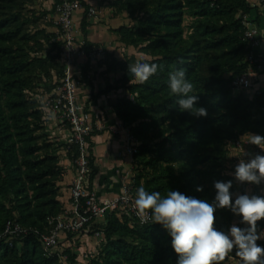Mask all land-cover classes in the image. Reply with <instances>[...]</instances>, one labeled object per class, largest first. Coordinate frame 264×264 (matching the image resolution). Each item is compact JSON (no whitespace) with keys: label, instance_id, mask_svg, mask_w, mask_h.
<instances>
[{"label":"trees","instance_id":"trees-1","mask_svg":"<svg viewBox=\"0 0 264 264\" xmlns=\"http://www.w3.org/2000/svg\"><path fill=\"white\" fill-rule=\"evenodd\" d=\"M33 2L0 0V234L12 220L21 227L47 233L53 226L49 219L63 211L57 184L62 168L43 134L41 106L30 95L41 78V95L49 94L62 78L64 67L60 44L52 41L54 33H31L28 28L37 20L34 11L27 8ZM120 8L131 17L136 13L143 17L136 28H117L114 32L119 41L125 46L143 44L142 52L150 59L119 61L105 53L107 70H120L121 76L98 94L117 88L127 92L118 99L114 113L138 141L133 161L140 168L131 183L135 198L137 189L144 187L162 196L178 191L211 202L216 193L214 181L228 180L232 181L233 194L235 181L227 142L247 133L264 135V93L249 97L232 87L233 79L248 68L244 59L250 47L243 38L242 22L251 9L248 1L122 0ZM186 15L191 18L187 33L183 26ZM87 24L83 17L82 34ZM42 42L49 46L45 53ZM138 62L160 66L144 84L137 83L128 70ZM179 69L194 84L197 106L207 110L206 116L190 115L175 104L169 75ZM51 72L56 80L46 84L44 79L50 78ZM81 76L86 81V67ZM71 147L73 160L78 151L76 145ZM89 164L88 188L92 190L97 167L90 150ZM197 186L203 190L196 191ZM214 215L217 230L227 232L234 224V214L228 209H217ZM260 223L264 224V218ZM100 230L103 240L91 264H177L172 238L159 223L140 224L111 211ZM64 253L68 264L77 258L69 249ZM233 255L237 261L241 259L235 248ZM0 264L62 263L47 255L37 236L29 234L12 245L0 239Z\"/></svg>","mask_w":264,"mask_h":264},{"label":"built area","instance_id":"built-area-1","mask_svg":"<svg viewBox=\"0 0 264 264\" xmlns=\"http://www.w3.org/2000/svg\"><path fill=\"white\" fill-rule=\"evenodd\" d=\"M82 8L80 0H56L53 6V26L55 28L52 41L60 44L61 63L64 67L63 76L59 79L54 89L46 94L41 101V110L48 116L53 117L61 124L67 126L70 131L69 142L76 145L77 157L74 161L75 174L69 186V205L61 214L49 219L52 228L47 232H40L33 228L21 227L15 220L6 223L0 239H5L9 245L17 238H22L29 234H34L40 241L44 251L49 256H56L62 264L67 263L65 249H71L75 241L82 236H88L89 232L100 235L101 227L106 223V218L111 211H116L120 216H127L138 223L139 217L136 215L134 200L135 194L130 183L122 186L118 195L100 199L96 193L89 190V175L91 172L89 164V147L87 138L90 136L93 123L91 115L79 102L78 92L81 85V72L74 69L77 57L88 60L105 59V50L100 46H92L85 50L82 43L76 38L74 14ZM88 15L95 14V9L90 7ZM244 32L243 38L248 42L250 50L247 52L244 61L248 64L247 71L237 76L232 81L235 92L247 91L253 86L254 74L264 67V56L254 53L253 49L258 44V30L254 25L249 24L246 16H243ZM260 92L256 91L255 95ZM264 115V105L261 108ZM247 133L227 142L230 149H241L251 146L245 141L249 138ZM259 135V134H256ZM264 137V135H260ZM264 147V145H262ZM257 154L264 155V149L255 145ZM138 150V141L126 130V139L123 152L133 158ZM258 187V196L264 197V182ZM241 217L236 216L234 224L237 227H245L240 223ZM258 233L264 231V224L257 221ZM98 228V229H97ZM100 228V229H99ZM95 230V231H94ZM256 243L264 247V239H259ZM226 264H236L237 260L233 251L225 258Z\"/></svg>","mask_w":264,"mask_h":264},{"label":"clouds","instance_id":"clouds-1","mask_svg":"<svg viewBox=\"0 0 264 264\" xmlns=\"http://www.w3.org/2000/svg\"><path fill=\"white\" fill-rule=\"evenodd\" d=\"M160 66L155 63H136L129 66V72L139 84L146 83L158 72ZM171 95L177 97L175 104L180 111L202 117L207 110L197 106L199 97L195 94L194 84L186 78L183 69L169 75ZM245 141L257 146L264 145V137L249 134ZM235 179L243 184L248 182L260 185L264 182V155H255L245 162L243 159L235 166ZM228 181H214L215 197L211 202L185 196L178 191L147 192L144 187L136 191L134 206L136 215L142 224L159 223L171 236V245L177 254V264H220L235 248L242 264H264V247L256 241L264 239V231L258 233L257 221L264 218V197L258 195L237 194L232 200ZM201 186L196 191H202ZM217 209H228L241 217L240 223L233 224L227 232L215 227Z\"/></svg>","mask_w":264,"mask_h":264},{"label":"crops","instance_id":"crops-1","mask_svg":"<svg viewBox=\"0 0 264 264\" xmlns=\"http://www.w3.org/2000/svg\"><path fill=\"white\" fill-rule=\"evenodd\" d=\"M250 11L245 14L249 24L254 25L257 30L258 44L253 49L254 53L264 56V0H247ZM48 11H53L54 0H46ZM83 3L82 8L74 14V24L76 38L82 43L83 47L100 46L116 60H122V52L125 51L114 29L119 25V19L112 17L109 10H101L100 14L88 15V8H97V0H80ZM49 16L54 15L52 12ZM110 18H109V17ZM85 17L87 21L85 34L81 32V20ZM49 31L54 33L55 28L52 26ZM86 67V81H81L78 92L79 102L84 106V109L91 115L93 129L95 131L88 138V147L94 160V165L97 167V173L92 180V191L96 193L98 198L103 199L118 195L124 184L130 181L132 176L131 171L134 168L133 158L128 157L123 152V146L126 139V130L122 122L114 113V106L119 98L127 95L123 88H117L109 91L106 94L99 95L98 93L106 86L116 84V81L121 76L120 70H107V65L101 60H88L77 57L75 60L74 69L81 72L82 68ZM253 86L245 93L252 97L255 92L264 93V67L257 71L253 77ZM43 112V111H42ZM43 134L53 135L52 142L70 143V131L67 126L61 124L56 119L48 116L43 112ZM91 132V133H92ZM49 135V137H50ZM59 154V165L62 168L61 178L58 181L59 186V201L65 209L69 205V186L74 177V164H70L67 156L63 153ZM257 155L255 145L247 146L241 149H231L230 166L235 171V166L241 159L245 162ZM234 179V178H233ZM235 188L253 195V191L257 186L244 182L239 183L236 179ZM130 183V182H129ZM234 214V217L236 219ZM88 236H82L81 240H86ZM98 239V238H97ZM78 259V258H76Z\"/></svg>","mask_w":264,"mask_h":264},{"label":"rangeland","instance_id":"rangeland-1","mask_svg":"<svg viewBox=\"0 0 264 264\" xmlns=\"http://www.w3.org/2000/svg\"><path fill=\"white\" fill-rule=\"evenodd\" d=\"M46 0H34L33 4H31L30 6H28V10H33L34 11V16L37 17V20L35 22L34 25H30L28 28L30 29L31 33L34 32H43L44 34H51L52 32L49 31V28L52 26L53 22H52V15L49 16L48 14L50 12L53 11H48L47 9H45L46 5ZM120 2H122V0H97V8L95 9L96 14L99 15L101 10H109V12H111L112 17H116L119 19L118 21V27H128V28H136L138 26V22L139 19L143 17L142 13H136L133 17L130 16L129 12L126 10H122L120 8ZM88 11V8H87ZM94 14V15H96ZM27 16L31 17V14L28 13ZM109 17V16H108ZM110 18V17H109ZM191 22V18L186 15L184 17L183 20V26L185 29V32H188V26ZM116 28V29H117ZM114 29V31L116 30ZM43 43V42H42ZM32 44V43H31ZM125 46V45H124ZM142 47L143 44H138V45H126L124 48L125 51L122 52V61L126 60L128 58H135V59H150V56L144 54L142 52ZM49 46L46 43H43L42 46V52L45 53L48 50ZM52 74H50V78H45V83L49 84L52 83L56 80L55 77V73L51 72ZM41 78V77H40ZM43 81V78H41ZM42 81H38L36 82V85L34 86V93H31L32 95H30V97H32L33 99L38 100L40 106H41V101L42 98L44 97V95H41L44 90V82ZM49 82V83H48ZM45 135V139L50 141L52 144V149H54L55 153L57 154V156L59 157L58 152L63 153L65 156H67V160L69 161L70 164H74L75 159L72 158V154H73V148L71 147V143H60V142H52V137H54L52 134ZM154 142V141H153ZM61 159H59L60 161ZM134 164V168L131 171V178H130V184L132 183V177L135 174L136 170L140 167H136L135 162L133 161ZM233 169V168H232ZM235 179V177H233ZM127 182V183H129ZM236 185V184H235ZM256 186V184H253V186ZM235 190L233 191L234 194V200L236 198L237 194H244L243 191L237 190L236 188H234ZM258 187H256L253 191V195H257L258 194ZM98 238V239H97ZM103 240V234L100 235H94L93 232H89L88 234V238H86V240H77L75 241V243L72 244L71 249L69 250L70 254H74L78 259L73 260L72 264H91V261L93 259H95L100 251V244L101 241ZM241 260V259H240ZM238 260L236 264H242V261ZM68 264V262L66 263Z\"/></svg>","mask_w":264,"mask_h":264}]
</instances>
